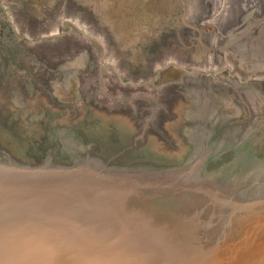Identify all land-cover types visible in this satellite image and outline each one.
Segmentation results:
<instances>
[{
    "label": "rangeland",
    "instance_id": "374dc122",
    "mask_svg": "<svg viewBox=\"0 0 264 264\" xmlns=\"http://www.w3.org/2000/svg\"><path fill=\"white\" fill-rule=\"evenodd\" d=\"M133 1L54 0L46 6L47 0H41L30 8L33 9L30 12H46L48 15L42 18V22L31 21L33 27L31 33L22 32L23 29H20L22 26L29 27V22L27 18H22V11L17 4L12 0L0 1V130L4 133V136H0V157H5L0 160L7 163L33 164L49 161L68 164L71 159L93 151V157L106 158L117 164L158 169L157 164H162L160 159L177 158L179 151L164 145L162 142L164 136L161 134L160 138H152V143L149 140L144 145L147 139L144 135L150 123L156 121L158 117L160 124L167 113L161 93L157 92L156 95L155 92L157 108L154 109L149 102L152 98L146 96V89L136 86L153 80L165 70L161 74V79L162 76L163 78L168 76L177 81L173 82L174 86L177 85L175 87L177 101L169 112L170 121L160 130L169 134L173 130V134L178 137L177 145L190 148L189 150L196 148L193 154V151L190 153L185 151L183 156L189 153L193 158L200 157L204 148V152L209 153L205 161L213 160L207 166L204 165L205 171L218 170L225 173L239 171L241 175L245 173L243 175L250 176L243 185L240 184V189L250 187L253 198L263 194L261 190H253L258 186L251 189L255 185L253 182L260 183L261 177L264 176V145L257 149L248 145L252 139L247 134L253 127L250 125L245 132H240L239 135L242 136L238 143L240 147L237 146L238 148L234 150L237 152L234 154L227 152L228 145L223 152L213 155L216 152L215 142H211L221 133L220 130L224 129L220 123L225 125L236 119L227 111L236 102L235 95L239 94L240 101L248 103L247 111L249 115L254 113L255 121L259 120L257 110L262 107L264 111V79L254 76L250 79L240 75L231 76L226 70V67H229L235 71L231 66L237 58V53L229 49L242 46V41L239 45L230 44L231 28L233 25L236 26L231 23H238L239 33L245 31V27L248 26L245 24L246 20L228 18L231 15L240 16L244 13L243 9L237 6L235 11L224 16L225 18L217 19L215 22L219 26L216 31L220 34H216L212 33L215 28L202 24L204 21L209 23L210 20L199 18V13L205 17L216 9L220 10L225 0H222L221 4L214 0H140L142 4L139 11L145 16L150 14L148 11L152 9L155 17L148 16V19H143L146 22L144 26L148 29L141 30L138 27L137 31L131 30L128 24L126 26L125 20L120 19L117 12L120 10L119 7L124 8L123 10L133 8L131 7ZM155 5L158 6L157 9ZM5 8L8 9L10 16L6 15ZM23 8L27 9L28 6L23 5ZM228 10L227 13L230 12ZM155 11L159 14L158 18ZM63 18L73 23V29L65 31L60 27ZM129 21L127 19L126 22ZM46 23L49 26L47 31L42 28ZM205 26L207 27L203 30L205 33L199 35L196 28ZM121 27L123 29H120ZM200 39L205 42L204 46L199 43ZM138 54L155 57L159 64L142 80H132L130 74L126 73L125 66L131 63L129 59L133 60ZM110 69H114L119 77L116 78ZM221 69L225 71L216 78L209 77V73H206ZM224 79L229 82L228 84L235 85L239 91L234 94L226 88H221L220 84L214 83ZM29 95L31 96L29 103H33L30 105L32 112L27 111L31 127L29 123L28 127L25 126L21 118L23 115L21 112L25 111L22 107ZM39 95L43 96V99H39ZM36 99L40 102H33ZM141 102L146 108L143 106L138 108L137 105ZM80 106L81 115L74 124L63 118L59 119L65 115L64 111L51 108L68 109L72 113ZM95 107L105 109L107 112L128 113L136 122L134 125L137 124V130L126 114L109 115ZM156 109L158 113L155 115ZM39 111L45 115L46 124L42 120L43 132L36 133L37 130H33L38 127L39 117L34 112ZM263 116L260 120L264 122ZM150 117L155 119L152 120ZM193 120L200 125L199 131L194 133L197 137L188 127V123ZM116 123H122L121 129L117 127L116 130L112 127L118 126ZM69 126L74 131L72 135L75 136L82 131L90 130V127L99 126L105 132L115 131L119 137L116 139L109 137L111 141H106V144L110 145L98 142H90L87 147L73 148L70 145L67 148L71 152L61 157L55 151V146L58 145L54 143L56 133L64 134L70 129ZM53 129L56 133L51 135L50 131ZM126 135L133 136L118 150L121 146L119 143ZM139 142H143L144 145L139 152L151 157L149 160L135 153L132 144ZM187 156L185 162L189 159ZM64 160L69 161L66 163ZM169 162L166 165H169Z\"/></svg>",
    "mask_w": 264,
    "mask_h": 264
},
{
    "label": "water",
    "instance_id": "95a60500",
    "mask_svg": "<svg viewBox=\"0 0 264 264\" xmlns=\"http://www.w3.org/2000/svg\"><path fill=\"white\" fill-rule=\"evenodd\" d=\"M208 156L0 160V264H264V193L240 199Z\"/></svg>",
    "mask_w": 264,
    "mask_h": 264
},
{
    "label": "crops",
    "instance_id": "0c3cea01",
    "mask_svg": "<svg viewBox=\"0 0 264 264\" xmlns=\"http://www.w3.org/2000/svg\"><path fill=\"white\" fill-rule=\"evenodd\" d=\"M2 1V0H0ZM14 3L17 4V7L22 11V18L28 19L29 22V27L26 26H22L20 29H23L22 32H30L31 33V29L33 28L31 25V21H33L32 23H38V22H42V18L46 17L48 15V13L44 12V13H40L39 11H34V12H30V8L34 7L35 3H39L41 0H12ZM52 1L54 0H47V4L46 6H48ZM55 1H59V0H55ZM216 2H219L221 4L222 0H214ZM22 4V6H21ZM140 0H134L132 2V5L130 10H123L121 7L118 12V17L122 20H125V24L127 26L130 25V29H137L138 31V27H140L141 30H146L148 29L147 26H144L146 24V22L143 19H148V16H150V18H152L153 16L155 17V14L153 13L154 10H150L148 12H150V14L147 15H143V13H141L142 11L140 10L141 7ZM1 5V2H0ZM23 5L28 6V8H23ZM4 6V5H3ZM239 7L240 9L242 8L244 13L241 14L239 16L238 15H231L229 16L228 20H230L233 17H236V19H243L246 20L245 24H248L247 27H245V31H243L242 33H239V26L238 23H231V24H236V26L233 25V28H231V34L229 37V41L231 45H239V42L242 41V46L238 47L236 46L235 48H231L229 49L231 52H236L237 53V58L235 61H233V65L231 67H234L235 71H232L231 69H229V67H226V70L230 73L231 76L234 75H240L243 78H247L250 79L253 76L254 77H259L264 79V0H234V2H227L225 0V4L223 6L222 9L218 10L216 9L213 13H209L208 15H206L205 17L202 16L204 14L201 15V13H199V18L205 19V20H210L209 23L208 21H204V23L202 24H208L212 29L215 28L214 32L212 33H216V34H220L219 32L216 31V28L219 26L217 22H215L217 19H222L224 16H226L227 14H230L233 12V10L235 11L236 7ZM25 7V6H24ZM130 7V6H129ZM156 9L158 8L157 5H155ZM229 9V10H228ZM5 10H7L6 15L10 16V14H8V9L5 8ZM36 10V9H35ZM227 10L230 11L229 13H227ZM124 11V12H123ZM225 11V12H224ZM36 13V15H35ZM156 13V11H155ZM226 13V14H225ZM157 17L158 18V13ZM225 14V15H223ZM153 17V18H154ZM225 18V17H224ZM127 19H129V22H126ZM37 20V21H36ZM214 22V24H213ZM238 22V21H236ZM25 25V23H24ZM35 25V24H34ZM207 25V26H208ZM46 31H47V26L48 24L46 23L45 25H43ZM201 26V25H200ZM49 27V26H48ZM60 27L63 28L65 31H69L71 29H73L74 25L72 22H69L68 19L63 18L62 20V24H60ZM207 27H198L196 28V32H198L199 35H202L203 30L206 29ZM210 28V29H211ZM52 29V28H51ZM120 29H123L122 27ZM127 29V28H125ZM151 29V28H150ZM169 31V30H168ZM159 32V31H158ZM133 34V31H132ZM199 43L205 44L204 41H202V39H200ZM131 61V63H127L126 67V73L130 74L129 76H147L150 73H152L154 71L153 67H157L158 66V59L155 57H149V56H143V55H136L135 58L133 60L129 59ZM156 61V62H155ZM129 62V61H128ZM146 64V65H145ZM225 71V69H221V70H210V71H206V73H209V77H214L216 78L217 76L221 75L222 72ZM243 80V79H242ZM169 81L176 83L177 81L173 80V79H169ZM215 84H220L221 88H226L229 91L234 92V94L236 92H238L239 90L235 87V85L233 84H228L229 82L226 81L225 79L222 81H216L214 82ZM177 85H175L176 87ZM234 98L236 99V102L233 103L228 109V113L232 116H234L236 119L231 120V122L224 124H221L222 127L224 129L220 130V134L217 135V137H215V139L211 140L215 142V146L214 148H218V149H222L219 150V152H223L224 148L227 147V149H231L233 147L239 146V144H236L237 140H240L242 138V136H240V132H243L242 127H239V123L241 122H245L248 126L251 125V123H253V125H251L253 128H251L252 130L249 131V133L247 134L248 136H250V138L252 139V141L249 142L248 145H253V149H257L259 146L264 145V133L262 131V126L264 125V122L260 120V118L264 115V111L263 108L260 107L257 110V117L259 120H254V113L250 114L247 111L248 108V103L244 102V101H240L241 99H239V94L235 95ZM176 97L174 98V101H172V103H170V109L174 108V103L176 102ZM246 103V104H245ZM81 108V107H80ZM77 109L75 116L72 113L70 116H68V119H71V121L74 124V121L76 119H78V117H80L81 115V110ZM98 110V109H97ZM125 114V113H123ZM127 117H130V121H132L133 126L136 128L137 130V126L134 125V119L128 114L126 113ZM264 117V116H263ZM75 118V119H74ZM251 122V123H250ZM136 123V122H135ZM227 125V126H226ZM225 126V127H224ZM188 127L189 130H191L193 132V135L196 136V134H194L195 132L199 131V127L200 125L193 121H190L188 123ZM245 132V130H244ZM170 139H172L174 142H177V138L175 136V134H173V130L172 133L169 135ZM197 137V136H196ZM244 139H246V137H244ZM220 141L219 143L217 142ZM231 144V145H230ZM227 150V151H228Z\"/></svg>",
    "mask_w": 264,
    "mask_h": 264
},
{
    "label": "flooded vegetation",
    "instance_id": "af4514ba",
    "mask_svg": "<svg viewBox=\"0 0 264 264\" xmlns=\"http://www.w3.org/2000/svg\"><path fill=\"white\" fill-rule=\"evenodd\" d=\"M112 72H114L115 73V77L116 78H118L119 76H118V74H117V72H115L114 71V69L112 70V69H110ZM165 70H163V71H161L160 72V75L159 76H157L156 78H154L153 80H149V82L147 81V82H145V83H140V84H138L137 86H136V88L138 87V88H144V89H146V91L147 92H145L146 93V96H150L152 99L151 100H149V102H150V104H152L151 106L152 107H154V109L155 108H157L156 106H155V99L157 98V96H155V92H156V95H157V92H159V93H161L162 95H163V97H164V103H165V112L167 113V115H165L162 119H161V122H160V124H158V117L156 118V121L153 119V118H151L150 117V119H152V120H154V122H151L150 123V127H149V129L147 130V133L144 135L147 139L145 140L146 141V143H145V141H144V145H146L147 144V142H149V140H150V143H152V141H151V139L152 138H156V137H159L160 138V134L161 135H163L164 137H163V144L164 145H166V146H170L171 147V149L172 150H178L179 151V154H178V157L180 156V155H182L185 151H188L189 153H190V151H193L192 152V154L194 153V150L196 149V148H191V150H189L190 148H185V147H183L182 145H177V142H174L172 139H170V137H169V132H167V133H165L164 131L162 132L160 129H161V127H164V125L165 124H167L168 123V121H170V119H171V117H170V115H169V112H170V103H172V101H174V98L176 97V91H175V86H174V84H173V82H171V81H169V77L168 76H166L165 78H163V76H162V79H161V74H162V72H164ZM143 77H144V75L143 76H131V79L132 80H142L143 79ZM152 77V75L150 76V78ZM149 78V77H148ZM127 79V78H126ZM124 83V82H123ZM130 84V83H129ZM55 89V88H54ZM149 92V93H148ZM31 96L29 95V97H28V99H26V102H24V105H23V107L22 108H25V111L24 112H21L23 115H22V119H23V121H24V125L25 126H27L28 127V125H29V127H31V124H30V121H31V119H30V115H27V111H30V112H32V110H30V105L31 104H33V103H29V101L31 100V98H30ZM40 97V98H39ZM38 98L39 99H43V96H38ZM141 98H143V97H141ZM34 100L33 102H35V101H39L40 102V100ZM89 106H92V105H89ZM138 106V108H142V106H143V108H146L144 105H142V102L141 103H139V105H137ZM80 107H82V106H80ZM79 107V108H80ZM52 109H55V108H57L58 110H62V111H64V116H61L59 119H61V118H63V120H67L69 123H73L72 121H71V119H68V116L69 115H71V113L68 111V109H62V108H58V107H51ZM78 108V109H79ZM95 109H97L96 107H95ZM153 109V108H152ZM98 110H101V111H103V112H106V113H109V115L111 114V113H125L126 114V112H124V111H112V112H107L105 109H98ZM76 111H77V109L74 111V112H72V116H73V114L75 115V113H76ZM45 112V111H44ZM158 113V109H156V111H155V115ZM34 114H36L39 118H38V127H35V130H33V131H36L37 130V132L36 133H41V132H43L42 131V128H43V126H44V124H46V121H45V119H46V117H45V115H43L42 113H41V111H39V113H36V112H34ZM107 115V114H106ZM65 117V118H64ZM42 120H43V122H44V124H43V122H42ZM29 123V124H28ZM68 123V124H69ZM127 123V122H126ZM251 123V122H250ZM28 124V125H27ZM118 126H112V127H115L116 128V130H117V127L119 128V129H121V127H120V125L122 124V123H116ZM35 125V124H34ZM247 125L248 124H246L245 122H241V123H239V127H242V128H245V129H243V132H244V130H246L247 129ZM251 125H253V123H251ZM37 126V125H36ZM136 126H137V124H136ZM1 127V126H0ZM70 127V126H69ZM87 128H89V127H87ZM91 129L90 130H88V131H82L81 133H79L77 136H75V135H72V132L74 133V131H72L73 129L70 127V129L68 130L67 129V132H65L64 134L62 133V135H60L59 133H56V131H55V129H53V130H51L50 131V134L51 135H53V134H55L56 133V140H55V145L56 144H58L57 146H55V151H57L58 152V155L59 156H61V157H64V156H66L67 154H69L71 151L69 150V148H67V147H69L70 145H72L73 146V148L74 147H78V146H85V147H87V145L90 143V142H98V143H101V144H106L107 142L106 141H111L110 140V138L109 137H111V138H118L119 137V135L114 131V132H105V131H103L101 128H99V126H93V128L92 127H90ZM250 130H252V129H250ZM249 130V131H250ZM112 131V130H111ZM158 131H161V132H158ZM249 131H248V133H249ZM262 131H263V133H264V125L262 126ZM105 132V133H104ZM108 133V134H107ZM4 133L0 130V136H2ZM59 134V135H58ZM4 136V135H3ZM78 136H81V137H78ZM133 135H126V136H124V138H122L123 140H121V142L119 143V144H121V146L118 148V150L119 149H121V147H124L125 146V144L127 143V142H129L128 140L132 137ZM62 137H64L65 139H63ZM71 137V138H70ZM109 138V139H108ZM101 139V140H100ZM244 139V138H243ZM131 140V139H130ZM245 140V139H244ZM241 140H237V142H236V144H238L239 142H240ZM217 142L219 143L220 141H218L217 140ZM78 144V145H77ZM249 144V143H248ZM106 145H110V144H106ZM134 147H135V153H137V154H139L141 157H143V158H146L147 160H149L151 157H149V156H145V155H142L143 153H140L139 151H140V149L142 150V148L144 147V145H143V142H139V143H135V144H132ZM184 148H182V147ZM250 146V145H249ZM150 147V146H149ZM251 148L253 147V145H251L250 146ZM181 151V152H180ZM183 151V152H182ZM240 151V150H239ZM93 151H88V152H86V153H84L83 155H89V156H94V154L92 153ZM235 152H237V151H234V152H230V153H235ZM189 153H187V154H185L184 156L182 155V156H180L179 158L177 157V158H170V159H160L159 161H162V164L160 165V164H157L158 166L157 167H159V168H161V167H165V166H167L166 165V163H168L169 162V160H171V162H169V163H174V161H176V160H183V161H185V156H187V158H189L188 160H190L191 158H192V154H189ZM229 153V154H230ZM222 155H228V154H222ZM1 159H5V157H0ZM149 158V159H148ZM73 159H71L70 160V162L72 161ZM67 161H69V160H64L63 162H66V163H68ZM69 162V163H70ZM210 161H205V164L204 165H206L207 166V164L209 163ZM239 168H241V167H239ZM207 169H208V167H207ZM242 170H244V168H241ZM204 170H206V169H204ZM205 172H207V171H205ZM211 172H213V175L216 177V179L218 180V181H220V182H223V183H227V184H229L230 186H232V187H234L235 189H234V191H235V193H236V195L238 196V197H240V199H246L248 196H250V197H252V193L253 192H250V187H247V188H244L243 190L242 189H240V184L241 185H243V182H245V180H247L248 178H249V176L250 175H243V174H245V173H243L242 175L239 173V171H237V173H225L224 171V174H223V172H221V171H218V170H213V171H211ZM250 172V171H249ZM264 172V171H263ZM251 173V172H250ZM237 177V178H236ZM260 177V176H259ZM258 177V178H259ZM261 182L259 183V184H256V185H254V187L252 186L251 187V189L252 188H255L256 186H258V187H256V189H253V190H261V192L262 193H264V176L263 177H261ZM233 183H235V184H233ZM252 184V183H251ZM253 184H254V182H253ZM175 202H177V200L175 201ZM172 203H174L173 201H169L168 202V204H167V206L168 207H171L172 205ZM167 207V208H168Z\"/></svg>",
    "mask_w": 264,
    "mask_h": 264
}]
</instances>
